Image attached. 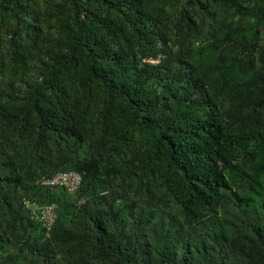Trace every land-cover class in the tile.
Segmentation results:
<instances>
[{"label":"trees","instance_id":"trees-1","mask_svg":"<svg viewBox=\"0 0 264 264\" xmlns=\"http://www.w3.org/2000/svg\"><path fill=\"white\" fill-rule=\"evenodd\" d=\"M0 264H264V0H0Z\"/></svg>","mask_w":264,"mask_h":264},{"label":"built area","instance_id":"built-area-1","mask_svg":"<svg viewBox=\"0 0 264 264\" xmlns=\"http://www.w3.org/2000/svg\"><path fill=\"white\" fill-rule=\"evenodd\" d=\"M82 182V175L75 171H63L56 173L53 177L42 181L50 186H64L70 192L77 190ZM24 207L33 208L34 216L38 217L44 224L47 234L57 218V210L54 204L41 205L36 201L24 199Z\"/></svg>","mask_w":264,"mask_h":264}]
</instances>
